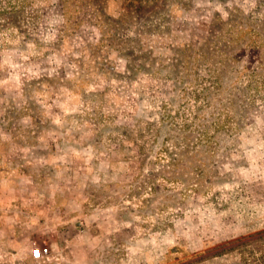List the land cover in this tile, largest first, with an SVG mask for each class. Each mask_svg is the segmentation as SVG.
<instances>
[{
    "label": "rangeland",
    "instance_id": "rangeland-1",
    "mask_svg": "<svg viewBox=\"0 0 264 264\" xmlns=\"http://www.w3.org/2000/svg\"><path fill=\"white\" fill-rule=\"evenodd\" d=\"M0 137L62 202L32 264H264V0H0Z\"/></svg>",
    "mask_w": 264,
    "mask_h": 264
},
{
    "label": "crops",
    "instance_id": "crops-1",
    "mask_svg": "<svg viewBox=\"0 0 264 264\" xmlns=\"http://www.w3.org/2000/svg\"><path fill=\"white\" fill-rule=\"evenodd\" d=\"M33 149L31 144L7 143L0 137V244L23 254L29 264L46 262L49 257L42 261L33 257L34 248H50L54 234L57 238L63 231L62 202L56 183L32 176L26 169L32 166V159L24 153ZM33 228L45 233L37 238L41 243L34 245Z\"/></svg>",
    "mask_w": 264,
    "mask_h": 264
},
{
    "label": "built area",
    "instance_id": "built-area-1",
    "mask_svg": "<svg viewBox=\"0 0 264 264\" xmlns=\"http://www.w3.org/2000/svg\"><path fill=\"white\" fill-rule=\"evenodd\" d=\"M50 248L46 246H37L33 250V257L38 261L45 260L50 255Z\"/></svg>",
    "mask_w": 264,
    "mask_h": 264
}]
</instances>
